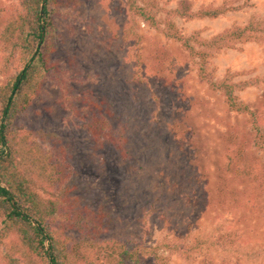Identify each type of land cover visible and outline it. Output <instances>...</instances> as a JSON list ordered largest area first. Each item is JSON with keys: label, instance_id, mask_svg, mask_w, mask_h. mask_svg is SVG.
Returning a JSON list of instances; mask_svg holds the SVG:
<instances>
[{"label": "rangeland", "instance_id": "obj_1", "mask_svg": "<svg viewBox=\"0 0 264 264\" xmlns=\"http://www.w3.org/2000/svg\"><path fill=\"white\" fill-rule=\"evenodd\" d=\"M124 1L78 0L60 7V38L52 54L57 71L44 79L24 126L29 140L53 153L70 173L60 177L64 174L54 171L50 186L44 176L32 184L41 195L43 190L58 193L73 187V194L114 213L117 235H130L147 247L161 243L157 252L167 257L163 264H264V145H250L245 158L234 155L233 168L227 171L221 132L230 131L228 125L239 132L249 129V116L227 110L221 92L211 90L198 75L199 57L182 46L192 36L189 45L198 50L193 36L210 42L227 29L263 19L264 0H155V25L135 19L140 35L136 49L143 52L137 61L129 59L135 56L130 53L134 40L123 39L128 21ZM221 6L224 13L215 17L177 13L185 7L195 14ZM0 9L6 12L0 16L1 30L6 15L18 10L17 0H0ZM168 22L175 32L167 30ZM163 51L168 81L155 76L151 67L149 53ZM8 52L0 50V85L9 76L2 66ZM72 61L79 62L84 74L72 72ZM204 72L216 80L227 72L235 74L234 82L258 78L257 84L234 90L239 101L258 109L264 100V40L217 50L205 59ZM84 98L101 102L100 111L106 108L113 123L125 129L127 155L92 140L85 119L92 117L93 107L85 105ZM173 128L186 131L191 150L178 145ZM197 149L203 157L197 154L194 160L192 151ZM229 150L235 153L234 147ZM239 163L257 169L253 185L260 191L254 210L247 209L240 196L236 209L220 206L232 189L228 177L237 189H245L244 181L235 177ZM71 231L78 237L77 229ZM168 242L181 249L190 246L191 257L167 249ZM20 251L24 249L14 237L0 243V263L3 255ZM140 264L155 262L147 256Z\"/></svg>", "mask_w": 264, "mask_h": 264}, {"label": "trees", "instance_id": "obj_2", "mask_svg": "<svg viewBox=\"0 0 264 264\" xmlns=\"http://www.w3.org/2000/svg\"><path fill=\"white\" fill-rule=\"evenodd\" d=\"M17 3L18 10L6 15V22L0 30V50L5 52V49H9L2 63L3 72H9V76L0 85V243L14 237L16 244L24 252L5 254L0 264H140L147 256H152L155 264H163L167 257L157 252L161 243L147 247L136 242L130 235H117L114 213L101 209L102 205L96 208L92 200L80 198L78 193L73 194V187L58 193L43 190L41 195L32 184L35 178L44 176L48 181L51 180L50 186L51 182L54 183V171L57 170V174L70 173L67 166L61 167V160L56 159L53 153L29 140L24 123L26 111L40 94L44 79L49 73L57 71L52 54L56 41L60 38L57 24L59 9L74 5L78 0H17ZM124 5L128 21L122 27L123 39L134 40V49L130 53L135 56L129 55V59L137 61L143 52L136 49L140 45V35L135 19L140 18L155 25L156 1L145 0L140 3L137 0H125ZM225 9L224 6L207 7L194 14L185 7L183 12L178 10L177 13L187 17H215L224 13ZM4 11L0 9V16H5ZM167 30L176 31L172 22L167 23ZM190 38L182 41V46L192 56L199 57L198 75L208 83L211 90L221 92L228 111L249 116V129L239 132L238 128L235 130V127L228 125L232 132H221V141L228 150L225 167L230 171L233 168L231 158L234 155L245 158L250 145L257 148L264 145V100L258 109L249 108L237 99L234 90L244 88L248 83L257 84L258 78L234 82L235 74L227 72L216 80L204 72L205 59L223 47H233L237 42L263 41L264 18L227 29L219 36L212 37L210 42L193 36L195 45L201 46L198 50L189 45ZM158 53L161 54L153 56V53H149L153 74L167 80L161 56L165 52ZM12 58L18 64L15 68L10 64ZM79 65V62H70L74 74H84ZM85 76L90 77L91 73L87 72ZM85 76L83 77L87 78ZM78 97L81 99V96ZM82 101L93 107L92 117L85 119L86 131L92 140L98 146H110L127 155L125 129L119 123H113L106 108L100 111L101 102L88 98ZM173 131L178 145L182 149L191 150L192 140L186 135V131L175 132L176 128ZM229 147L235 148L234 154ZM197 150V153L192 151L194 160L197 154L200 158L203 157V152ZM236 168L238 170L235 177L244 181L245 189H237L232 182L234 179L228 177L232 189L228 188L222 204L219 205L228 207V211L236 209L240 205V196L246 199L244 204H249L247 209L254 210L257 208L255 200L260 191L253 185L257 179V169L255 166L240 163ZM227 171L224 169L225 173ZM219 177L222 179L225 174L221 173ZM72 228L77 229L78 237L72 236ZM164 247L178 251L185 259L191 257L190 246H187L188 249H181L175 242H168L164 243Z\"/></svg>", "mask_w": 264, "mask_h": 264}]
</instances>
